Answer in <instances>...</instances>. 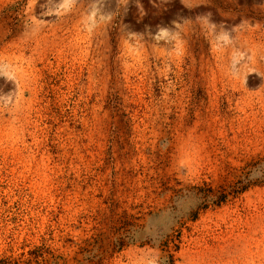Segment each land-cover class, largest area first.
I'll return each mask as SVG.
<instances>
[{"label": "rangeland", "instance_id": "rangeland-1", "mask_svg": "<svg viewBox=\"0 0 264 264\" xmlns=\"http://www.w3.org/2000/svg\"><path fill=\"white\" fill-rule=\"evenodd\" d=\"M5 85L0 264H264V0H0Z\"/></svg>", "mask_w": 264, "mask_h": 264}, {"label": "bare ground", "instance_id": "bare-ground-1", "mask_svg": "<svg viewBox=\"0 0 264 264\" xmlns=\"http://www.w3.org/2000/svg\"><path fill=\"white\" fill-rule=\"evenodd\" d=\"M49 1V4L50 6L53 8L55 7H60V6H63V5H67L68 3H70L72 0H48ZM99 9H101V7H98L97 3L96 4H93L89 10H88V13H90L89 15H91L92 17V14L96 13ZM89 17V16H88ZM159 34H165L167 33V29L165 28H161L159 29L158 31ZM7 68V67H6ZM1 93L5 96V95H9V94H12L14 92V90L11 88V86H3L1 87L0 89ZM11 96V95H10Z\"/></svg>", "mask_w": 264, "mask_h": 264}]
</instances>
